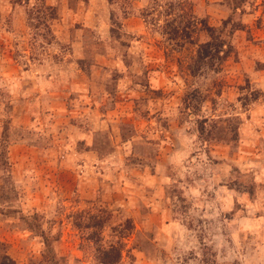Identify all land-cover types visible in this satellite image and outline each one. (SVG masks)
Returning a JSON list of instances; mask_svg holds the SVG:
<instances>
[{"label": "rangeland", "instance_id": "374dc122", "mask_svg": "<svg viewBox=\"0 0 264 264\" xmlns=\"http://www.w3.org/2000/svg\"><path fill=\"white\" fill-rule=\"evenodd\" d=\"M10 260L264 264V0H0Z\"/></svg>", "mask_w": 264, "mask_h": 264}, {"label": "trees", "instance_id": "16d2710c", "mask_svg": "<svg viewBox=\"0 0 264 264\" xmlns=\"http://www.w3.org/2000/svg\"><path fill=\"white\" fill-rule=\"evenodd\" d=\"M208 46H210V45H208ZM202 49H203V48H202ZM10 261L12 262V264H14L12 260H10Z\"/></svg>", "mask_w": 264, "mask_h": 264}]
</instances>
